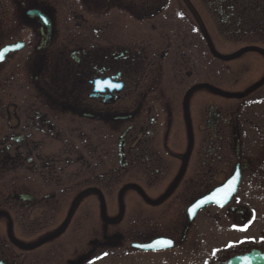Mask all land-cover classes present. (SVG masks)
Instances as JSON below:
<instances>
[{"label":"flooded vegetation","instance_id":"1","mask_svg":"<svg viewBox=\"0 0 264 264\" xmlns=\"http://www.w3.org/2000/svg\"><path fill=\"white\" fill-rule=\"evenodd\" d=\"M0 53V264L264 253V0H0Z\"/></svg>","mask_w":264,"mask_h":264},{"label":"water","instance_id":"2","mask_svg":"<svg viewBox=\"0 0 264 264\" xmlns=\"http://www.w3.org/2000/svg\"><path fill=\"white\" fill-rule=\"evenodd\" d=\"M157 241H171L165 238H158L154 240L152 243L142 246L143 248L149 249H167L172 247V243L167 246H162L157 244ZM229 264H264V253L259 250H254L250 253L239 255L231 259Z\"/></svg>","mask_w":264,"mask_h":264},{"label":"snow or ice","instance_id":"3","mask_svg":"<svg viewBox=\"0 0 264 264\" xmlns=\"http://www.w3.org/2000/svg\"><path fill=\"white\" fill-rule=\"evenodd\" d=\"M45 23L47 22L46 21V19H45V21H44ZM2 56H3V53H0V58H2ZM230 187H231V185H230ZM203 203V202H202ZM199 205H197V207H198ZM195 209H193V211H194ZM242 230H246V229H242ZM157 244H159V245H162V246H167V245H170L172 242L171 241H157L156 242Z\"/></svg>","mask_w":264,"mask_h":264}]
</instances>
